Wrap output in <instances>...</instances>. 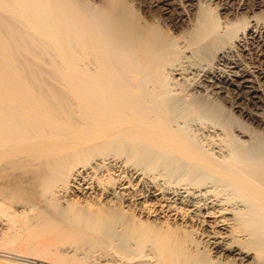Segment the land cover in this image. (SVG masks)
Here are the masks:
<instances>
[{
	"label": "bare ground",
	"instance_id": "obj_1",
	"mask_svg": "<svg viewBox=\"0 0 264 264\" xmlns=\"http://www.w3.org/2000/svg\"><path fill=\"white\" fill-rule=\"evenodd\" d=\"M212 1L0 0V264H264V11Z\"/></svg>",
	"mask_w": 264,
	"mask_h": 264
},
{
	"label": "rangeland",
	"instance_id": "obj_2",
	"mask_svg": "<svg viewBox=\"0 0 264 264\" xmlns=\"http://www.w3.org/2000/svg\"><path fill=\"white\" fill-rule=\"evenodd\" d=\"M93 1H96V0H93ZM257 1L258 0H236V2L231 3L229 0H213L212 3L214 4L213 5L214 7L213 6L212 7L217 9L216 11L218 14H221L223 17L230 18V19H232V17L233 19L239 18L240 15H236L239 13L236 8H238L240 4H244L248 8H251V10H253V14L256 13L255 15L262 16L261 13L264 11V6L258 9L256 7ZM129 2L136 11L138 10L137 12L143 20H146L148 22L150 21V22L157 23L160 27L164 28L166 31H168L172 35H179L186 28V25L188 23V20L186 17L189 15L188 11L190 8L187 0H175V2L170 1V2H167L169 4L168 6L163 5L162 3H158V1H155V0H129ZM224 10H225V13L220 12ZM235 15H236V18H234ZM243 15H246V14L243 13ZM180 16H183L181 20H180ZM251 46L252 45H250L249 47ZM251 48L252 49L250 51V59H249L251 63H249V65L251 67L253 65L252 68L254 70L257 69L258 72H260L259 69H261L263 65L261 64L259 58L256 57V53L254 52L255 50L254 47L252 46ZM1 223H0V228H3L4 230V227H3L4 225L3 223L2 224ZM0 230H1L0 232H2V229ZM115 258H118V257H113V259Z\"/></svg>",
	"mask_w": 264,
	"mask_h": 264
}]
</instances>
